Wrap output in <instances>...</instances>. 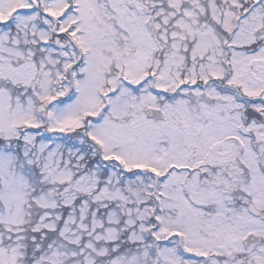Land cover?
Listing matches in <instances>:
<instances>
[{
	"label": "snow or ice",
	"instance_id": "snow-or-ice-1",
	"mask_svg": "<svg viewBox=\"0 0 264 264\" xmlns=\"http://www.w3.org/2000/svg\"><path fill=\"white\" fill-rule=\"evenodd\" d=\"M0 264H264V0H0Z\"/></svg>",
	"mask_w": 264,
	"mask_h": 264
}]
</instances>
